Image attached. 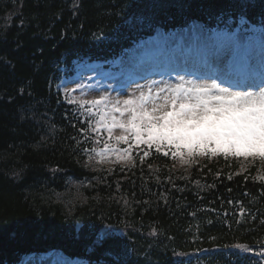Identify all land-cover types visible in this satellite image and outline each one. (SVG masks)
Listing matches in <instances>:
<instances>
[{
  "label": "trees",
  "instance_id": "trees-1",
  "mask_svg": "<svg viewBox=\"0 0 264 264\" xmlns=\"http://www.w3.org/2000/svg\"><path fill=\"white\" fill-rule=\"evenodd\" d=\"M153 1L0 0V245L57 239L62 241L56 244L79 251L104 221L130 222L128 232L157 228L149 261L167 264L174 246L225 248L264 237V182L250 175L217 177L206 173L205 162L188 169L167 161L176 173L189 170L180 184H173L156 161L123 178L101 170L88 175L90 185L68 184L69 176H85L84 150L77 123L53 98L51 70L62 53L82 52L75 44L95 40L98 31H120L134 8L141 12ZM194 1L200 0H159L155 6L190 10ZM190 211L203 215L196 218ZM79 221L81 237L75 232ZM192 234L195 241L184 245L182 237L189 241ZM104 246L132 264L124 240L109 239ZM222 256L224 251L216 257Z\"/></svg>",
  "mask_w": 264,
  "mask_h": 264
},
{
  "label": "snow or ice",
  "instance_id": "snow-or-ice-1",
  "mask_svg": "<svg viewBox=\"0 0 264 264\" xmlns=\"http://www.w3.org/2000/svg\"><path fill=\"white\" fill-rule=\"evenodd\" d=\"M233 39L225 34L219 40L206 43L205 63L211 57H220L224 41ZM260 69L264 83V57ZM216 71L243 73L254 71V68L251 58L234 48L227 66ZM254 88L253 81L233 79L226 87L217 79H185L179 75L175 84L163 82L154 92L149 88L147 92L140 91L139 95L132 94L124 99L103 95L90 101L72 98L68 103L85 109L88 117L85 123L93 134L100 137L101 133H107L106 140L95 141L103 144L98 151L84 149L95 152L100 161L134 167V152L142 153L139 155L141 164L154 152L165 158L170 156L188 167L198 163V158L218 156L253 158L264 163V86L258 90ZM72 91L65 89V95L70 96ZM93 117L95 120L91 122ZM87 130L82 128L81 132L87 133ZM84 143H88V139ZM253 179L264 182V168ZM261 248L264 249V245ZM246 250L251 251L250 248ZM260 255L264 256V251Z\"/></svg>",
  "mask_w": 264,
  "mask_h": 264
},
{
  "label": "bare ground",
  "instance_id": "bare-ground-1",
  "mask_svg": "<svg viewBox=\"0 0 264 264\" xmlns=\"http://www.w3.org/2000/svg\"><path fill=\"white\" fill-rule=\"evenodd\" d=\"M111 52L114 53L113 50H111ZM1 254H2V255H10V253H4V252L1 253Z\"/></svg>",
  "mask_w": 264,
  "mask_h": 264
}]
</instances>
